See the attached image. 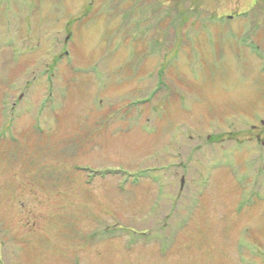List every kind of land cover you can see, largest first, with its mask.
Masks as SVG:
<instances>
[{"label":"rangeland","instance_id":"374dc122","mask_svg":"<svg viewBox=\"0 0 264 264\" xmlns=\"http://www.w3.org/2000/svg\"><path fill=\"white\" fill-rule=\"evenodd\" d=\"M129 1L0 0V264H264V0Z\"/></svg>","mask_w":264,"mask_h":264},{"label":"trees","instance_id":"16d2710c","mask_svg":"<svg viewBox=\"0 0 264 264\" xmlns=\"http://www.w3.org/2000/svg\"><path fill=\"white\" fill-rule=\"evenodd\" d=\"M127 3H129L128 4V6H130V8H137L138 7V5H140V4H142V3H144V1L143 0H131V1H129V2H127ZM159 8V6H158V4H157V2L155 3V4H153V3H150L149 5H147V6H145V5H143L142 6V8L144 9V12L142 13V15H143V17H142V22H145V23H147V22H150V19H151V17H153L154 18V14L155 15H160L162 18H169V19H171L170 20V25H169V28L171 29V31H174L175 32V36H177V33H178V30H179V27L181 26V24H182V22H183V17H185V15H183V13L182 14H180V13H177L174 17H170L167 13H165V12H161V13H156V10ZM131 11V10H130ZM162 14V15H161ZM160 17V18H161ZM129 19H130V15H129V11L127 10L126 12H125V22H127V20L129 21ZM137 25V24H136ZM208 25L209 26H211L209 23H208ZM140 24H138L137 25V27H135V33L134 34H137V33H139V31H140ZM143 27L146 29L147 28V30L146 31H148V32H150V29H149V25L147 26V24H145V26L143 25ZM139 30V31H138ZM143 31H145V30H143ZM146 31H145V35L147 34L146 33ZM141 33H142V31H141ZM142 35H143V33H142ZM186 39H187V37H186ZM185 40V39H184ZM158 41H156L155 40V42L154 43H157ZM156 47H158V45L157 44H154ZM154 46V47H155ZM162 76V75H161ZM163 86H164V84H163ZM166 86V85H165ZM164 86V87H165ZM161 91V90H160Z\"/></svg>","mask_w":264,"mask_h":264},{"label":"flooded vegetation","instance_id":"af4514ba","mask_svg":"<svg viewBox=\"0 0 264 264\" xmlns=\"http://www.w3.org/2000/svg\"><path fill=\"white\" fill-rule=\"evenodd\" d=\"M215 1H219V0H215ZM259 1V0H258ZM257 0H251V4L253 5L254 3L257 4L258 3Z\"/></svg>","mask_w":264,"mask_h":264}]
</instances>
